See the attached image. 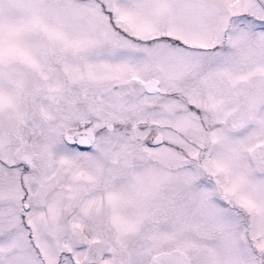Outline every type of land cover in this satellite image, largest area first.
<instances>
[{
	"label": "snow or ice",
	"instance_id": "snow-or-ice-1",
	"mask_svg": "<svg viewBox=\"0 0 264 264\" xmlns=\"http://www.w3.org/2000/svg\"><path fill=\"white\" fill-rule=\"evenodd\" d=\"M0 264H264V0H0Z\"/></svg>",
	"mask_w": 264,
	"mask_h": 264
}]
</instances>
